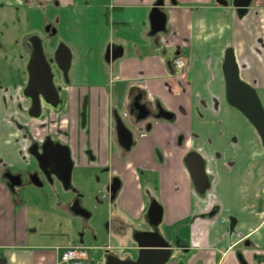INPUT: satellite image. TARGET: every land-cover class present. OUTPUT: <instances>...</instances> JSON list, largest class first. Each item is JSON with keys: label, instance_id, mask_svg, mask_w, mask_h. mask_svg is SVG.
I'll return each mask as SVG.
<instances>
[{"label": "crops", "instance_id": "1", "mask_svg": "<svg viewBox=\"0 0 264 264\" xmlns=\"http://www.w3.org/2000/svg\"><path fill=\"white\" fill-rule=\"evenodd\" d=\"M159 1L44 2L42 12L57 9L45 18L54 24L71 23L72 10H78L83 55L85 50V80L71 73L62 122L75 191L67 192L60 182L44 189L32 183L11 189L6 173H34L36 166L25 162L19 145L18 88L0 86V264H59V250L69 247L89 249L86 264L100 263L104 252L132 259L140 249L135 235L154 230L148 214L152 199L162 210L155 228L170 247L167 264H264L262 202L249 204L244 191L245 175L264 162V148L254 127L227 103L223 75L226 51L233 48L241 79L257 90L264 105V0H227V5L163 0L166 30L153 35L150 14ZM35 2L0 0V5L34 10ZM73 55L72 69H81V57ZM176 56L187 63L179 74L171 65ZM5 89L10 98L2 97ZM139 96L149 111L161 104L175 120L161 121L136 139L134 153L123 160L115 114L137 136L144 132L146 122L131 113ZM46 132L56 133L55 128ZM44 135L34 132L36 139ZM190 152L205 161V193L197 190L187 167ZM107 167L122 179L115 197L111 181L96 176ZM93 171L95 176L82 179V173ZM78 194L89 218L70 210ZM40 216L71 226L66 233L60 224L64 244H46L53 235L39 229Z\"/></svg>", "mask_w": 264, "mask_h": 264}, {"label": "water", "instance_id": "2", "mask_svg": "<svg viewBox=\"0 0 264 264\" xmlns=\"http://www.w3.org/2000/svg\"><path fill=\"white\" fill-rule=\"evenodd\" d=\"M221 5H227V0H217ZM237 3V0H235ZM164 1L160 0L150 14V22L152 34L163 33L166 30L167 16L161 11ZM50 31V27L47 28ZM53 34H57V30L53 29ZM31 46V59L27 67L29 80L27 86L23 90V95L31 101L28 115L31 118L39 119L42 117V101L45 104L58 108L63 104V100L59 96V91L54 84L55 74L51 67V62L47 60L45 55L43 41L38 35L28 38ZM110 51H108V54ZM72 51L66 44H60L55 53L54 61L58 68L68 76L72 65ZM223 75L226 84V100L230 106L241 112L258 132L264 147V106L255 88L243 81L240 76V70L235 57L234 49L229 48L226 51L223 64ZM137 108L143 106L136 105ZM157 118L172 120L173 114L161 109ZM117 131L120 143L126 149H130L133 144L132 133L125 126L121 118L116 117ZM189 158L197 159L196 164L201 165V170H194L191 167L189 159L187 165L191 172L197 190L204 193L209 187L208 178L204 174L203 160L197 154H191ZM197 166V165H195ZM203 172V175L201 174ZM11 180V188L20 187L22 185L19 175H9ZM34 184L36 182L34 181ZM160 214V213H159ZM77 215L89 218L90 215L83 210ZM160 218V217H159ZM158 223V222H157ZM156 223V224H157ZM140 251L137 261H121L117 259L119 264H166L170 257V249L168 243L163 241L156 233H143L138 241ZM241 258V257H240Z\"/></svg>", "mask_w": 264, "mask_h": 264}, {"label": "flooded vegetation", "instance_id": "3", "mask_svg": "<svg viewBox=\"0 0 264 264\" xmlns=\"http://www.w3.org/2000/svg\"><path fill=\"white\" fill-rule=\"evenodd\" d=\"M45 1L46 0H39V1L36 0L34 6H31V8L41 9V7H43L45 5V3H44ZM3 8H6V7L4 5H0V9H3ZM15 10L16 11H20L21 8L20 7H17V8H15ZM46 10H47V8H46ZM0 19H3V17L0 16ZM53 24L54 23L50 22V23H47L46 25H44L42 32L44 34H47L48 36L51 35L50 33L53 34V32H52L53 31V27H52ZM56 25H58V24H56ZM49 26H51V29H52L51 32H48L47 31V28ZM33 35H36V34H32V36ZM56 36H57V34H53V36H51L50 40L53 39V38H55ZM28 38L26 39V41L28 40ZM40 38L43 41V46H44V51H45V41H44V39L42 37H40ZM27 44L30 47V53L28 55L29 57H28V61H27L28 65H29V62H30V59H31V46L28 43V41H27ZM0 48H2V49L4 48V45L1 42V40H0ZM56 51L53 54L54 56L52 58H50V59L47 57L46 51H45V55L47 57V60L51 62V67H52L53 72L55 74L54 84H55V86L57 87V89L59 91V96L63 100V104L60 105L58 108H55L53 106H50V105L45 104V102L42 101V109H43V111H45L44 109H45V107H47L51 111H53L55 113H58V112H60L62 110H65V113H64V117H65L68 114V109H69L68 108V102H67L65 90H66V87H68L71 84V69H72V66H73L74 55H73V52H72L73 59H72L71 69L69 70L68 76L65 77L64 73L58 68V66L56 65V63L54 61V57H55ZM22 58L24 60V54H22ZM110 58H111V52L109 54H107L106 59L108 61H110ZM177 58H181V57L180 56L174 57L171 65H172V69L174 70V72L176 74H179V73H181L186 68L187 63L185 65V68L181 72H178L177 69L174 67V60L177 59ZM28 65H27V67H28ZM27 67H26V72H27V76H28L27 77L28 78L27 79V84H28L29 74H28V71H27ZM56 68H57V70H58L59 73L56 71ZM11 77H12V75H11ZM57 81L58 82H61L64 86L63 85L61 86V84H59V83L57 84ZM17 82H18V84H13V85L17 86L18 92H19V79H18ZM14 83H16V81ZM23 90L24 89H22V95H23ZM1 92H2L1 94H2V97L3 98H7V97L10 98L11 97V95H9V90L8 89H5L4 91H1ZM24 98L27 101L30 102L29 105L31 106V101L29 99H27L25 96H24ZM17 100H18L17 101V104H18V107H19V94H18ZM136 105L143 106V107L139 109V108L136 107ZM29 109H30V107L28 108V111H29ZM161 109H163V110H165V111L173 114L172 112H170L169 110H167L161 104H159L157 106V108H156V110L154 112L149 111L142 104V100H141V97L140 96L139 97H136L134 99L133 104L131 105V113L136 114L138 116V122L139 123L140 122H146V129H145V131L142 132V133H139L138 136H137V131H136V129L134 127L133 128L132 127L129 128L125 124V122L123 121V119L117 113L115 114V123H116V117L121 118L122 121L124 122L125 126L128 128V130L132 133V136H133V144H132L131 148L130 149H126L125 147H123L121 145V143H120V140H119V135H118V131H117V123H116V131H117V135H118L119 144H120L121 150H122L121 153L123 155V160H125L124 158H126L127 156L130 157V155L134 153V151H135V149L137 147L136 139H138V138L139 139L145 138L149 134V132H151L154 129V127L157 126V124L159 122H161V121L173 122L175 120V115L174 114H173V119L172 120H165L163 118H160V119L157 118V116L160 114V110ZM18 110H19V108H18ZM20 111L21 112L23 111L21 104H20ZM28 111L26 113L27 115H28ZM42 116H43V112H42ZM28 119L30 121L32 120V121L40 122V120L42 119V117L39 118V119H34V118L29 117V115H28ZM46 127L47 128L44 131L45 135L42 136L40 139H36L33 133L31 135L29 128L22 127L21 130H19L20 131V135H21V141H20V143H21L22 148L25 150V156H24V158L27 159V158L30 157L31 159H33L34 162H32V160H29L28 163H31V164L33 163L36 166V171L34 173H29L28 174L29 176H28L27 182L24 181L23 175L21 173H19V174L18 173H11V172L6 173L5 174V179H6V181L9 184L10 187H11V184H12L11 180L8 177L10 174L13 175V176L19 175L21 177L22 185L20 187L14 188L13 190L22 189L24 187V185L25 184H28V183H32L37 188L39 187V188L44 189L45 186L46 187H48V186L53 187L56 182H60L61 185L63 186V188H65L67 192H69V191H75V189H74V187L72 185V177H73V172L74 171H73V160H72V157H71V151H70L69 146H67L66 144H64L62 142V140H61V137L65 133L64 129H62V123L58 127L55 126L54 124L52 125V123H50V126H46ZM42 128H44V127H42ZM52 128H55V132L56 133H52L51 132V134H50V133L46 132L47 130L51 131ZM24 138L27 139V147L26 148L23 146V142H24L23 139ZM191 154H197L198 156H200L197 152H190L187 155V157H186V164H187V159H189V162L191 164V167L194 170H196V169L198 170L199 169V171H200L201 170V165L200 164H196L198 162L197 159L192 160V158H189V156ZM201 159L203 160V168H204L203 171H204V174L207 176L208 183H209V177H208V175L206 173V164H205V161H204V159L202 157H201ZM195 165H197V166H195ZM187 167H188V165H187ZM189 172H190V170H189ZM139 173H140V176L142 177L143 176L142 175L143 172L142 171H139ZM201 174L203 175V172H201ZM190 175H191V172H190ZM96 176H97V179L98 180H103L104 178H108L111 181V184H110V187H109V192L112 194V196L115 197V196L118 195V193H120V191L122 189V179H121V176L119 174H114L113 173L112 167H107V168L99 169L96 172ZM191 177H192V175H191ZM34 181L36 182L37 185L34 184ZM206 190H205V192H206ZM81 196L82 195H79L78 194L70 202V205H69L70 206V210L73 211L74 213H76V215L79 212H83V210L86 211L89 215H91L85 209L84 203L82 201V197ZM161 211L162 210H161L160 205L157 203V201H155L154 199H152L151 200V203L149 205L148 214L150 216V222H151V225H149V227L151 229H154V230H153V232H149V233H156L162 239V237L160 236V234L158 232H156V229L157 228H155L158 225L157 222H159V217L161 215L159 213H161ZM82 218H84V217H82ZM142 234L143 233H137L135 235L137 241H139V239L141 238ZM169 249H170V247H169ZM62 250L63 249H60L59 250V253ZM139 251H140V249H138L136 251V253L134 254V256H133L132 259L129 258V259H126V260H123V261H125V262L126 261H137L138 258H139ZM170 258H171V250H170L169 260H170ZM239 258L241 259V261L244 262L242 255H240ZM169 260L167 261V263L169 262ZM90 261H91V255H90V260L87 261L86 263H88ZM98 264H119V262L117 261V258L115 256L111 255L108 252H104L102 254V261L100 263H98Z\"/></svg>", "mask_w": 264, "mask_h": 264}, {"label": "rangeland", "instance_id": "4", "mask_svg": "<svg viewBox=\"0 0 264 264\" xmlns=\"http://www.w3.org/2000/svg\"><path fill=\"white\" fill-rule=\"evenodd\" d=\"M26 6L22 7V10L20 11H16L15 8L9 7L0 9V16L3 17V19H0V40L4 45L3 49L0 48V86H14L13 84H18L17 81L19 79V92L17 89V92L19 94V130H21L22 127L29 128L30 134L32 135V133L34 134V132H44L47 128L46 126H50V123H52V125L54 124L57 127L60 126L63 122L65 110L55 113L49 108L45 107V111H43V116L40 122L32 120L30 121L28 119V115L26 113L28 111V108L30 107V102L27 101L22 95V89H24L27 85L28 76L26 67L28 65L27 61L29 57L28 55L30 53V47L28 46L26 39L32 36V34H36L42 37L45 41V51L49 59L54 56L53 54L60 44H66L71 49V51L75 53L77 58L81 57V69H71V73L79 79L81 77V79L83 80H85L84 68L86 64V57L84 56L85 50L84 55L83 52L81 53L82 39L79 32L80 23L78 19L79 17L77 9L72 10L73 18L71 20V23L70 21L68 23L63 21V23H60V25H56V23L52 25L53 29L57 30V36L50 40L53 34L50 33L51 35L48 36L42 31L44 25L50 23L46 22V16H48V14L51 15L52 12H57L56 7L51 6V12L48 9L42 12L41 9L28 10ZM49 27V32H51V26ZM22 54H24V60L22 58ZM56 71L58 72L57 68ZM15 81L16 83H14ZM58 83L61 84V86L63 85L61 82L57 81V84ZM20 104L22 105V112L20 111ZM23 140V146L26 148L27 139L24 138ZM20 141L21 135L19 133V145L21 144ZM24 160L25 162H29V160H32V162H34L30 157L27 159L24 158ZM19 173L23 175L24 181L27 182L29 176L28 173L22 171H19L18 174ZM89 176H95V171L91 173H82V179H84V181H86L85 179H87ZM244 180L245 198L247 199L249 204H256V201L260 200L262 202L261 208L264 211V162L259 169H252L251 172H248L245 175ZM40 218L43 222L38 226L39 229L44 233H52L49 236L53 235L51 237L52 239L47 238L45 240L46 244H64L65 242L63 241L65 239L62 240L60 238L62 237L60 236L59 231L60 224L63 223L64 231L65 229L67 231L71 230V226H67L68 223L64 222L58 217H52L51 219L47 216L46 218L44 216H40ZM67 231L65 232L67 233ZM88 252L90 255L89 249Z\"/></svg>", "mask_w": 264, "mask_h": 264}, {"label": "built area", "instance_id": "5", "mask_svg": "<svg viewBox=\"0 0 264 264\" xmlns=\"http://www.w3.org/2000/svg\"><path fill=\"white\" fill-rule=\"evenodd\" d=\"M186 62L182 58L174 60V67L178 72L185 68ZM59 264H86L90 260V255L87 248L84 247H69L63 249L59 253Z\"/></svg>", "mask_w": 264, "mask_h": 264}]
</instances>
